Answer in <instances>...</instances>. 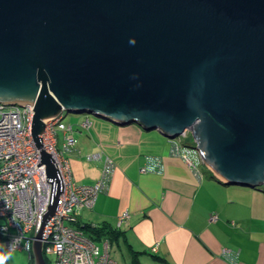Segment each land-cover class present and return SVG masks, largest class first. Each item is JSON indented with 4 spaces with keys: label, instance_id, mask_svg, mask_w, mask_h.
<instances>
[{
    "label": "water",
    "instance_id": "1",
    "mask_svg": "<svg viewBox=\"0 0 264 264\" xmlns=\"http://www.w3.org/2000/svg\"><path fill=\"white\" fill-rule=\"evenodd\" d=\"M0 101L34 102L32 134L51 182L35 264H46L42 231L63 191L39 134L62 111L170 138L188 130L221 181L257 188L264 0H0Z\"/></svg>",
    "mask_w": 264,
    "mask_h": 264
},
{
    "label": "crops",
    "instance_id": "2",
    "mask_svg": "<svg viewBox=\"0 0 264 264\" xmlns=\"http://www.w3.org/2000/svg\"><path fill=\"white\" fill-rule=\"evenodd\" d=\"M77 121L71 123L74 146L66 153L75 182L90 184L101 176L104 157L88 159L89 153L101 150L116 168L75 225L119 231L110 246L116 243L128 256L125 264H234L221 255L223 246L238 250L235 264H264V186L248 191L223 182L200 155L199 166L185 144L181 154L187 159L171 151L173 141L139 124ZM146 155L161 156L164 171L142 172ZM124 211L129 214L120 222Z\"/></svg>",
    "mask_w": 264,
    "mask_h": 264
},
{
    "label": "built area",
    "instance_id": "3",
    "mask_svg": "<svg viewBox=\"0 0 264 264\" xmlns=\"http://www.w3.org/2000/svg\"><path fill=\"white\" fill-rule=\"evenodd\" d=\"M33 108L34 102L23 107L0 101V236L4 247L11 251L26 249L33 252L42 212L50 199L51 182L46 179V163H41V149L37 147L31 129ZM63 113L43 119L44 131L39 134L44 149L55 159L63 180L57 210L44 224L42 250L54 257L53 264H117L110 254L109 238L96 241L84 228L75 225L80 210L93 206L98 194L108 187L116 165L110 157L103 156L101 150L89 153L88 159L104 157L101 176L90 184L75 182L66 155L75 141L72 125L64 121ZM89 122L86 118L82 125L88 126ZM171 151L187 159L181 154V144L174 142ZM164 169L163 158L159 155H146L140 168L142 172H163ZM128 214L124 211L120 222ZM217 218V213L210 215L211 220ZM26 244L30 247L26 248ZM221 255L235 264L239 252L223 246Z\"/></svg>",
    "mask_w": 264,
    "mask_h": 264
},
{
    "label": "rangeland",
    "instance_id": "4",
    "mask_svg": "<svg viewBox=\"0 0 264 264\" xmlns=\"http://www.w3.org/2000/svg\"><path fill=\"white\" fill-rule=\"evenodd\" d=\"M64 113H66V112H64ZM85 117H91V118H98L100 120H106L105 118H100V117H98L92 113H89V112H68L63 116V119L68 125H71V123L76 125L78 123L77 120H81L80 122H82V120ZM72 118H74V119H72ZM150 131L156 133L157 135H159L161 137H164L168 141L177 142L178 144H181V145L185 144V145H183V147L185 149L190 150L192 154H195L198 157L197 158L198 165L200 166V165L204 164V163L202 164V162L200 164V156H199L198 151L191 147V145L192 146L194 145L195 140H194V137L190 131L186 130L182 133V135H179L176 137H171V138L160 133V131L157 129H152ZM61 140H62V137L60 134V143H61ZM237 186H239L241 189L248 190V191H254V189H255L254 187L249 186V185H238L237 184ZM258 188H262V186H258ZM255 190H257V189H255ZM1 242H2V239L0 238V243ZM99 243L102 246V243L101 242H99ZM0 250H3L5 252L9 251L7 248L2 247V246H0ZM110 254L119 264H125V263H127L126 261H128V256H126L124 254V252L120 249V247L116 243L114 245L110 246ZM29 256H30V252L26 249L13 250L12 256L10 259H8L6 261V264H28ZM48 258H49V261L53 264L54 263V257L51 254H49Z\"/></svg>",
    "mask_w": 264,
    "mask_h": 264
},
{
    "label": "trees",
    "instance_id": "5",
    "mask_svg": "<svg viewBox=\"0 0 264 264\" xmlns=\"http://www.w3.org/2000/svg\"><path fill=\"white\" fill-rule=\"evenodd\" d=\"M259 186H264V185H259ZM79 225L82 228H84L85 231L87 232V234L90 237H92L93 239H95L96 241H99L104 237H107L112 241V240L116 239L119 235V231L108 228L105 225L104 226H102V225L101 226H94V225L92 226L89 224H79ZM0 238H1V236H0ZM43 254H44L46 264H52L49 261L48 254H46L45 251L43 252ZM28 264H35L34 254L32 251H30Z\"/></svg>",
    "mask_w": 264,
    "mask_h": 264
},
{
    "label": "clouds",
    "instance_id": "6",
    "mask_svg": "<svg viewBox=\"0 0 264 264\" xmlns=\"http://www.w3.org/2000/svg\"><path fill=\"white\" fill-rule=\"evenodd\" d=\"M131 43L134 44L135 41L132 40ZM25 247H26V248H27V247H30V244H26ZM11 256H12V251H11V250H9V251H7V252H5V251H3V250H0V264H6V261H7L8 259H10Z\"/></svg>",
    "mask_w": 264,
    "mask_h": 264
},
{
    "label": "bare ground",
    "instance_id": "7",
    "mask_svg": "<svg viewBox=\"0 0 264 264\" xmlns=\"http://www.w3.org/2000/svg\"><path fill=\"white\" fill-rule=\"evenodd\" d=\"M65 112V111H64ZM64 114V113H63Z\"/></svg>",
    "mask_w": 264,
    "mask_h": 264
}]
</instances>
